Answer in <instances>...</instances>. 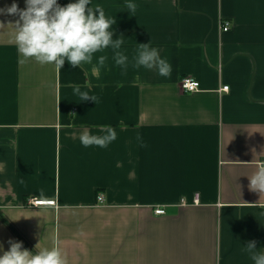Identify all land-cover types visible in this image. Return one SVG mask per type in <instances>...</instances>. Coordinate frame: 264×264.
<instances>
[{
    "label": "crops",
    "instance_id": "1",
    "mask_svg": "<svg viewBox=\"0 0 264 264\" xmlns=\"http://www.w3.org/2000/svg\"><path fill=\"white\" fill-rule=\"evenodd\" d=\"M135 2L132 15L124 0L93 5L116 19L129 60L151 42L169 77L122 73L111 49L75 68L24 59L18 17L0 14V241L59 240L67 264H253L244 245L264 247V194L248 178L264 162V0ZM183 76L200 90L183 92ZM76 87L97 101L79 102ZM103 125L117 132L107 148L80 143Z\"/></svg>",
    "mask_w": 264,
    "mask_h": 264
},
{
    "label": "clouds",
    "instance_id": "2",
    "mask_svg": "<svg viewBox=\"0 0 264 264\" xmlns=\"http://www.w3.org/2000/svg\"><path fill=\"white\" fill-rule=\"evenodd\" d=\"M124 6L131 15L137 10L135 0H124ZM0 14L18 17L14 25V43L18 55L24 59H33L42 65L54 64L60 69L67 62L75 68L92 63L97 52L111 49L112 60L122 73L126 74L130 65L135 69L155 70L163 77L172 73L171 63L151 42L139 43L129 60L122 47L124 36L113 38L116 19L107 15L102 6L93 5V0H69L66 5L58 0H25L24 8L13 0L11 5L0 8ZM96 59L93 72L103 67L108 57L100 55ZM73 92L79 102L97 101L95 95L80 87ZM116 139L117 132L112 125L101 126L99 133L85 131L80 134V143L86 148H107ZM137 140L142 147L147 146L140 133H137ZM248 178L249 188L264 194V163L258 164ZM8 245L5 249L4 242L0 241V264H67L59 240L50 248H39L38 243L35 250L25 248L23 241L14 238H9ZM244 251L253 264H264V247L258 249L255 240L248 241Z\"/></svg>",
    "mask_w": 264,
    "mask_h": 264
},
{
    "label": "built area",
    "instance_id": "3",
    "mask_svg": "<svg viewBox=\"0 0 264 264\" xmlns=\"http://www.w3.org/2000/svg\"><path fill=\"white\" fill-rule=\"evenodd\" d=\"M223 30L226 32L229 31L230 25L225 23V26H223ZM180 87H181L182 91L185 93H193V92L200 90L201 84H200V82H198L197 80H195L193 78H185L180 82ZM221 91L222 92L229 91V87L226 86L223 89H221ZM261 163H264V162H261ZM97 200L99 203H102L104 200V195L99 194L97 197ZM31 205H35V206H42V205L56 206L57 204H56V201L42 202L39 200H31ZM155 213L157 215H164L165 210L164 209H156Z\"/></svg>",
    "mask_w": 264,
    "mask_h": 264
},
{
    "label": "trees",
    "instance_id": "4",
    "mask_svg": "<svg viewBox=\"0 0 264 264\" xmlns=\"http://www.w3.org/2000/svg\"><path fill=\"white\" fill-rule=\"evenodd\" d=\"M185 78H192V77H189V76H183L182 78H181V81L183 80V79H185ZM194 79V78H193ZM196 80V79H195ZM180 81V82H181ZM199 82V81H198Z\"/></svg>",
    "mask_w": 264,
    "mask_h": 264
}]
</instances>
